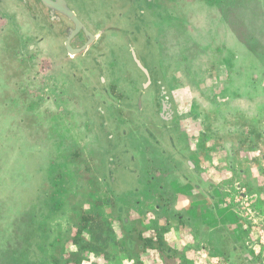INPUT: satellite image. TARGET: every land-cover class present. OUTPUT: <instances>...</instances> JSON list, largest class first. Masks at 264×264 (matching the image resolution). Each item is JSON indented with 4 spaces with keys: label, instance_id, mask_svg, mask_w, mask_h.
<instances>
[{
    "label": "rangeland",
    "instance_id": "obj_1",
    "mask_svg": "<svg viewBox=\"0 0 264 264\" xmlns=\"http://www.w3.org/2000/svg\"><path fill=\"white\" fill-rule=\"evenodd\" d=\"M66 1L92 32L124 31L112 46L117 65L102 57L108 51L91 49L81 70L66 60L64 75L41 77L37 67L52 55L38 58V47L60 56L61 39L33 30L22 1L0 0V264H264V0ZM130 46L152 70L161 68L177 116L170 146L179 155L188 149L185 162L205 175L200 192L210 205L193 198L177 209L169 187L143 204L123 195L140 157L161 152L152 121L138 130L128 118L118 135L96 80L125 64L118 79L129 96L139 83L129 71ZM37 77L47 90L44 113L42 92L27 87ZM90 123L93 136L83 132ZM92 152L109 169L115 202L96 172L94 201L77 200L79 179L92 173L84 154ZM71 200L78 214L69 217ZM117 207H126L122 233Z\"/></svg>",
    "mask_w": 264,
    "mask_h": 264
},
{
    "label": "crops",
    "instance_id": "obj_2",
    "mask_svg": "<svg viewBox=\"0 0 264 264\" xmlns=\"http://www.w3.org/2000/svg\"><path fill=\"white\" fill-rule=\"evenodd\" d=\"M90 19L93 21V18ZM93 26V24H91ZM108 27V26H106ZM104 31V30H101ZM101 31L96 32L97 34H100V38L103 40L106 36L103 33H100ZM102 45H100V42L96 43L95 46L91 47L88 50V53L91 49L96 50V49H100ZM50 46L44 48H40L39 52H38V58L39 57H43L41 56L42 54H48V55H52V56H47V57H43L42 59H51L48 60L50 61V65L47 66L46 64L44 65H39L37 67V71L38 73H41V77L44 75V77L50 73L51 76L49 77L50 79H53L52 74H54L55 72H58V76L64 75L65 72L67 71V65L69 63L66 62V60L68 62H71V65L73 63H75V68L78 70H81L83 68V64L85 61H88V55L85 57H78L77 59H75L74 62L69 61L68 58L65 59H60L58 60L57 56H54L51 51H50ZM116 54V53H115ZM106 55L107 60H109L110 62H114L115 65H117L116 63V57L112 54V56H110V54H106V53H102V57H104ZM117 55V54H116ZM92 58V57H90ZM114 58V59H113ZM62 60H64V62H62ZM100 64V63H99ZM96 64V65H99ZM126 68L125 64H123L122 66L119 67L118 72H116V74L112 77L111 76V69L110 71H108V75L111 76V79L107 80L105 76H96V80L97 83L100 85V87H102V91L101 94L107 99V104L106 106L108 107V109L112 110V121L113 123L116 125V127H118V135L121 136V129L122 127H124V122L127 121V119L129 118V122L134 126L135 129L138 128L142 129V125L143 122L146 124H148V121L151 122L150 119L145 118L142 114L139 115V117L141 116L142 118H136L134 117V108L133 105L134 103L131 101L133 98V94L132 91L130 92L129 96L126 95L128 93H126V85L124 82L120 81L118 79V74L121 73V71ZM29 71H32L31 69H29ZM41 71V72H39ZM117 71V69H116ZM35 72V71H34ZM41 77H37L36 80L37 82H34L35 79H33L31 81L32 84H28L27 87H38V93L42 92V95H39L38 100L39 103V112L41 110H43V113L45 112V107L48 105L45 104V98L42 96L46 95V89H40L41 86H43V82H42V78ZM54 80V79H53ZM28 82H30L28 80ZM132 83V82H131ZM132 86V85H131ZM135 88V84H133V87ZM130 90V89H128ZM112 100L113 98L115 99L114 101H110L111 97ZM77 97H79V95H77ZM74 98V96H73ZM119 98V99H118ZM25 99H28L27 97L24 96L23 101H25ZM78 99V98H75ZM50 99H48L49 102ZM50 103V102H49ZM131 107V108H127V107ZM82 107V106H81ZM129 109V110H128ZM83 112V111H82ZM119 113V114H118ZM117 114L119 115V117L117 116ZM153 123V121H152ZM148 126V125H147ZM87 128H83V132L84 130H86L85 134H87V132L93 131V135L96 129V126L91 125L88 126L86 124ZM78 130V128H77ZM136 130V132L138 131ZM142 133H139L140 138L142 137L141 135ZM88 137V136H86ZM154 141H161V152L159 153V155H156L154 158L149 157V154L146 153V155L144 157H140V163L138 165V175H137V171H133L136 173V177L132 180L131 185H133V187H130L131 185H129V187L126 188H122L123 190V195H128L130 197H132L135 201V203L137 202H145V200L147 199L146 194H156V193H164V187H169L170 192H173V194H175V197L177 199L176 203H177V209H181L184 208L189 204V194L191 195V192H197V193H202L200 192V184L204 183V177L205 175H203V173H200L199 171H197L192 165H190L189 162H185L186 161V156L189 155V152L186 151V149L182 150V154L179 155L178 151L176 152L174 150V148L172 146H170V137L164 133H161L159 131H157V138L153 139ZM172 142V141H171ZM175 141L172 142L173 145ZM177 150V149H176ZM77 153V151H76ZM171 153V157H169L167 154ZM85 155V160L86 162H90L91 161V168H92V173L91 171L87 172V176H85V179H79V183L82 184V191L80 192V197L78 196L79 201H84V203H88L89 201H91V203L94 201L93 197L94 194L92 191H90L92 189V185H94V176L95 174L93 172H96V175L101 176V185L105 188L108 189V198L111 199V201L115 202L116 200V196L113 192V190L110 188V184L109 182H106L104 177H106V171L109 170L108 168H105V165L102 166L101 161L99 160L98 156L95 155L92 152L91 154H84ZM185 156V158H184ZM133 159V163L132 165L134 167H136V163L137 160L136 158L132 157ZM160 161H159V160ZM85 164V163H84ZM87 165V164H86ZM76 169L78 168H82L81 166L75 165ZM85 166V165H84ZM100 173V175H99ZM78 174V173H77ZM91 175V178H90ZM112 183L114 182V179L112 178ZM116 180V179H115ZM119 182V180L117 179L116 182ZM154 196V195H153ZM82 198H85V200ZM91 198V199H90ZM197 199H199L198 197H196ZM109 201V199H107ZM73 203V204H72ZM143 204V203H142ZM69 212L67 213V215H69V217L71 216L72 212L75 214H78V210L76 205H74V202H72L68 205ZM141 208H145V205H142ZM125 209L126 207L120 208L117 207L115 214L117 216V219L119 220V222L121 221L122 224V229H119V231L122 233L123 229L126 231L127 230V222L125 220ZM156 211V212H155ZM153 211V213H155L156 215H158V212H161V209H157ZM163 217H165L164 212L161 213ZM147 217H149L148 214H146ZM121 218V219H120ZM144 231V229H143Z\"/></svg>",
    "mask_w": 264,
    "mask_h": 264
},
{
    "label": "flooded vegetation",
    "instance_id": "obj_3",
    "mask_svg": "<svg viewBox=\"0 0 264 264\" xmlns=\"http://www.w3.org/2000/svg\"><path fill=\"white\" fill-rule=\"evenodd\" d=\"M20 1H22L21 13L24 19L32 21L33 24L31 26H33V30L35 29V31H37L39 34H41L43 30L42 34H47L50 36L48 39L52 40L53 43L57 42V39H61V46H63V49L60 56L53 46H51L53 49L50 50L54 56L58 57V60L68 58L69 61L74 62L78 57L87 56L88 50L95 46L98 42H100V45H102V50L108 51L107 54L109 53L111 56L113 44L117 43L115 41L120 39L119 34L124 33V31L119 27L117 28L109 26L100 33L105 34L106 37L108 34V37L110 38L108 39V42L105 40L107 39L106 37L102 40L100 38L101 35L92 32V30L89 29L87 23H85L79 17V15L69 6L68 1L66 0ZM6 6L8 10L14 9L12 2H7ZM28 26H30V24ZM44 38L45 37L41 38L40 40L43 41L45 40ZM40 40L38 43L41 42ZM109 42H112L110 47ZM144 44L146 46V42H144ZM35 49L36 48H33L32 46V50L35 51ZM39 49L40 48L38 47L37 54L40 51ZM129 53L134 66L133 67L131 65L133 70L129 71L133 75L135 81H139L138 84L133 82L136 88H132L133 98H131V101L134 103V117L142 118L141 116L139 117V115L142 114L145 118L153 121L157 131H160L161 133H164L168 136L170 134L176 135L174 125H176L175 122L177 121V116L174 99L173 95L171 94V89H167L165 86L166 83H164L163 79H159V75L162 73L161 68L154 67L153 71L146 64L147 61L138 56L137 51L133 46H130ZM148 56L149 54L147 53V58ZM121 72H123V70ZM127 108L131 107L129 106ZM143 124L146 126L148 125L146 122H143ZM174 144L176 145V142H174ZM186 151H188L187 148ZM190 165L192 164L190 163ZM193 167L199 171L196 166ZM203 181L205 182V177ZM196 197H198L199 200H195ZM188 198L190 205L192 203L191 199L193 198V201H197V203L207 202L209 204V200H207V198L202 193L191 192V195L189 194ZM192 206L189 208V210L187 207L186 210H188V212L193 211L194 208ZM208 212H210V209ZM213 217L217 218V215H213Z\"/></svg>",
    "mask_w": 264,
    "mask_h": 264
}]
</instances>
